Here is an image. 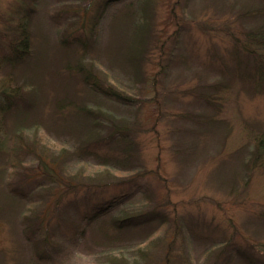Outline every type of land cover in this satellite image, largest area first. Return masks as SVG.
<instances>
[{"label": "rangeland", "instance_id": "obj_1", "mask_svg": "<svg viewBox=\"0 0 264 264\" xmlns=\"http://www.w3.org/2000/svg\"><path fill=\"white\" fill-rule=\"evenodd\" d=\"M140 1L0 0V33L7 30L5 19L15 16L22 7L33 9L29 18L32 63L29 66L24 62L13 70L16 85L25 82L24 87L35 103L31 116L38 118L41 126V133L23 135L24 144H37L35 150L32 147L30 154L22 157L24 165L36 167L39 165L36 155H43L63 165H87V174L92 171L95 178L97 172H104L91 156L74 154L75 147L79 150L72 130L76 123L70 117L64 119L55 105L60 97H86L88 105L96 97V102L115 116L131 117L142 128L133 135L138 143V159L133 165H140L138 170L114 171L110 175L125 180L139 176V171L146 170L147 174L135 184L92 188L91 194L79 199V207L84 212L70 214V219L63 220L62 224L71 220L83 225V214L93 212L103 199L128 194L131 197L120 209L147 211L156 205L166 215L167 222L158 231L160 235L164 230L171 239L179 217L195 222L193 226L200 236L181 234L174 246L172 264H211L208 240H219L225 233L233 239V250L218 264H228L227 258L231 255L234 259L230 264H236L238 252L247 251L248 242L264 241V225L247 224L253 216L264 212V176L260 170L250 169L251 181L246 182L250 171L247 165L251 158V131L253 127L264 131V73L254 81V72L248 70L242 55L235 52L236 47H241L237 39L244 44V33L264 24V0H150L152 50L139 73L134 74V69L118 51L124 39L131 36L127 32L134 28L135 19L126 20L125 10L130 9L137 15ZM99 6L108 8L95 22L93 48L86 61H94L91 66L103 86L110 85L142 97L144 101L138 110L124 111L113 99L91 94L83 75L64 67L69 61L75 64L78 56L73 51L76 46L61 50V37L67 35L73 24L76 25L72 27L74 36L85 38L86 33L79 28L83 20L75 11L91 9L87 17L94 18L101 16L97 15L100 11L96 12ZM256 10L258 15L252 14ZM4 40L0 35V41ZM5 54L0 45V79L12 72L10 64L3 61ZM166 61L169 67L164 71L162 63ZM237 63L240 68L234 72ZM202 93L209 97V102L197 96ZM3 133L2 129L0 136ZM7 142L9 147L11 143ZM234 175L236 183L232 181ZM9 176L0 182V202H3L4 183L11 181L17 185L19 182L17 175ZM218 176L226 181H220ZM21 186L20 190L27 193L29 184ZM18 217L0 216V264H28L31 253L35 252L26 250L29 247L25 242L23 213ZM230 221L239 229L236 235ZM157 223L154 221L131 230L127 236L122 235V239L104 243H101V234L91 236L92 226L79 235V231L75 234V228L71 230L67 224L61 229L68 231L67 239L58 238L54 260L44 264H113L111 255L116 249L130 258L137 245L147 238V230ZM163 248L164 245L158 246L159 254Z\"/></svg>", "mask_w": 264, "mask_h": 264}, {"label": "trees", "instance_id": "obj_2", "mask_svg": "<svg viewBox=\"0 0 264 264\" xmlns=\"http://www.w3.org/2000/svg\"><path fill=\"white\" fill-rule=\"evenodd\" d=\"M138 6L137 15L134 12L131 13L130 9L125 10L124 17L126 20L132 22V19H135L132 22L134 28L133 31L127 32L131 36L124 39V45H120L121 50L118 51L119 54L123 55L127 64L134 69V74L139 73L142 63L146 61L149 57V51L152 50L150 43L152 27L150 14H148L150 0H141ZM107 8L105 6L97 7L96 12L100 11L97 15L101 16L94 18H90L89 15L87 17L91 9L83 12L81 10L75 11L82 16L83 22L79 28L85 30L86 33L84 34L85 38L74 36L72 27L76 28V25L73 24L67 30V35L61 37V45H59L61 50H68L70 47L76 46L77 48H74L73 51L78 56L75 64L69 61L64 64V67L71 72L83 75V81L85 85L90 87L91 94L113 99L116 104L123 106L124 111L128 112L132 109L134 111L136 108L138 110L144 101L142 97L130 94L128 91L114 89L110 85L103 86L91 66L94 61L89 63L86 61V58L91 54L90 50L93 48L91 38L94 35L92 30H96L95 22L103 17ZM32 12L31 7H22L15 16L5 19L7 30L0 33L1 37L5 39L0 41V45L6 50L3 61L8 65L10 64L12 68V72H8L0 79V132L2 129L4 131L0 136V159L3 158L0 161V182L8 174L10 175L9 178H12L13 175L20 178L17 185L11 181L4 183L5 191L1 194L3 202H0V216L4 214L10 217L17 215L18 217L21 212L23 213L25 242L29 247L26 250H35L31 253L28 264H44L54 260L53 255L58 248L56 247L58 238L67 239L68 237V231H61L67 224H70L69 229L75 228V234L79 231V235L85 233L86 227L92 226L91 236L94 238L96 234H101L103 236L101 243H104L107 240L122 239L124 238L122 235L127 236L131 230L141 229L154 221L158 222L157 225L147 230V238L137 245L130 258L124 252L116 249L118 251L114 250L115 252L111 255L112 263L161 264L164 262L172 264L174 246L180 235L188 232L191 237L198 238L200 236L199 231L193 226L195 222H188L179 217L178 221H175L176 230L173 231L171 239L164 230L161 231L162 234L160 235L158 231L161 230V226L164 227L166 224V215L159 212L155 207L156 205L147 211L135 209L127 212L120 209L121 205L131 197L128 194L112 195L103 199L104 201L93 212L83 214L81 218L85 219L83 225L81 223L74 224L71 220H69L70 223L62 224L63 220L70 219V214L77 213L80 215L84 212L79 207V199L85 198L92 191V188L96 189L109 184H135L138 178L147 174L146 170L144 173L139 171V176H129L125 180L118 179L117 175H114L115 178L111 176L114 171L130 173L140 167V165H133V162L138 159V143H136L133 135L142 131L136 120L132 121L131 117L126 116H115L110 109H106L102 104L97 103L96 97L90 105L87 104L88 98L86 99V97L80 99L60 97L55 104L56 110L61 113L64 119L70 117L76 123L75 128L72 126V130L76 134L75 138L78 141L76 146H79V150L75 147L74 154L76 156H91L99 164L97 166L104 168L105 171L97 172L95 178L92 171L87 174V165H73V167L72 165H63L62 162L57 163V159H47L43 155H36L35 158L39 162L36 167L24 165L22 157L29 155L33 150L32 147L35 150L37 144L34 141H32L34 143L24 144L23 135L31 132L35 136L37 133H41V126L38 118L36 120L31 116L35 103L32 101L33 98H30L28 89L24 87L25 82L17 86V79L13 70L24 62H28L29 66L32 63L30 60L34 51L32 50L33 41L29 22ZM258 13L257 10L252 11V14L258 15ZM244 37V44L237 39V44L241 47H236L235 52L237 55H242L248 64V70L254 72L255 81L257 76L260 78V75L264 73V24L244 33ZM168 67L167 61L162 63L164 71ZM239 68L237 63L234 72L239 71ZM28 81L30 82V79ZM250 85L259 91L255 84L251 83ZM217 87L219 89V86ZM197 96L209 102V97L206 94H197ZM54 110L55 108L53 112ZM251 132L253 133L250 136L251 158L247 168L249 170L258 169L264 176V131L253 127ZM7 141L11 143L9 147ZM251 170L246 177L247 184L251 181L253 173ZM218 178L220 181H226L221 176ZM233 178L232 181L236 183V176L234 175ZM23 184H29L27 193L22 189L20 190ZM32 185L34 187L31 189ZM235 186L238 185L235 184ZM232 189L233 187L231 191ZM109 211L113 214L111 213L108 218L106 214ZM102 216L104 218L100 220ZM51 223L54 225L52 226ZM230 223H232L234 235H236L239 229L232 221ZM247 224L263 226L264 212L253 216ZM232 240L227 233L223 237H219V240H208L210 241L208 245L209 259L213 258L211 264H218L220 260L231 253L233 250ZM244 241H248L246 237H244ZM153 244L157 245L155 249L152 248ZM161 245H164V248L159 254L157 248ZM244 250L238 252L239 256L235 258L237 259L236 264H264V241L248 242L247 251ZM233 259L232 255L229 256L227 263L230 264Z\"/></svg>", "mask_w": 264, "mask_h": 264}]
</instances>
